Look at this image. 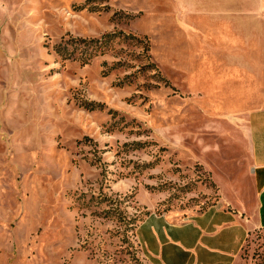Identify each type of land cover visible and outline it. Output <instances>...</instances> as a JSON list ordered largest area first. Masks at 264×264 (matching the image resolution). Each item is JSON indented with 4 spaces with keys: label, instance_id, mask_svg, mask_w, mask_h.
I'll return each instance as SVG.
<instances>
[{
    "label": "rangeland",
    "instance_id": "1",
    "mask_svg": "<svg viewBox=\"0 0 264 264\" xmlns=\"http://www.w3.org/2000/svg\"><path fill=\"white\" fill-rule=\"evenodd\" d=\"M180 3L0 0V264H150L144 215L217 200L185 137L216 118L165 76ZM238 264H264V232Z\"/></svg>",
    "mask_w": 264,
    "mask_h": 264
},
{
    "label": "crops",
    "instance_id": "2",
    "mask_svg": "<svg viewBox=\"0 0 264 264\" xmlns=\"http://www.w3.org/2000/svg\"><path fill=\"white\" fill-rule=\"evenodd\" d=\"M180 2L165 26V76L216 118L185 137L218 197L178 218L148 212L135 237L150 264H238L264 232V0Z\"/></svg>",
    "mask_w": 264,
    "mask_h": 264
},
{
    "label": "trees",
    "instance_id": "3",
    "mask_svg": "<svg viewBox=\"0 0 264 264\" xmlns=\"http://www.w3.org/2000/svg\"><path fill=\"white\" fill-rule=\"evenodd\" d=\"M147 67H152V66H150V65L148 64Z\"/></svg>",
    "mask_w": 264,
    "mask_h": 264
}]
</instances>
